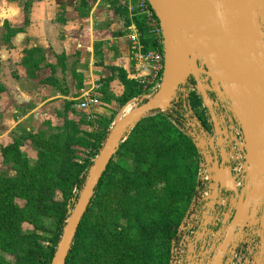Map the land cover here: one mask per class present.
<instances>
[{
  "label": "trees",
  "instance_id": "obj_1",
  "mask_svg": "<svg viewBox=\"0 0 264 264\" xmlns=\"http://www.w3.org/2000/svg\"><path fill=\"white\" fill-rule=\"evenodd\" d=\"M115 3L128 19V1ZM132 20L142 51L162 50L158 39L149 35L144 20L133 14ZM120 79L124 92L115 102L121 108L145 91L140 81L123 72ZM3 90L0 84V92ZM190 102L208 127L207 110L195 91ZM114 111L99 117V133L84 130L83 119L74 121L58 114L64 122L56 133L26 131L1 148L3 165H12L16 174L0 172V251L12 259H0V264L52 263L68 218V205L75 198L73 190L83 187ZM184 113L182 103H178L145 117L120 145L95 189L66 264L93 262L96 241L99 245L94 255L101 264H170L172 242L191 204L199 168L196 147L180 129ZM25 141H30L36 157L22 150ZM79 148L89 150L83 161L78 157ZM42 217L54 221L50 239L37 231L51 230L41 224ZM25 223L34 230L24 229Z\"/></svg>",
  "mask_w": 264,
  "mask_h": 264
},
{
  "label": "water",
  "instance_id": "obj_2",
  "mask_svg": "<svg viewBox=\"0 0 264 264\" xmlns=\"http://www.w3.org/2000/svg\"><path fill=\"white\" fill-rule=\"evenodd\" d=\"M148 2L162 29L165 64L160 87L154 95L140 99L141 104L116 119L110 128L68 212L51 264H66L95 189L120 145L143 118L170 109L178 89L189 78L213 119L216 135L220 130L210 94L228 103L246 151L245 188L232 219L226 222V235L212 264L223 263L238 230L258 224L262 247L256 264H264V0ZM214 169L216 184L224 185L225 170L217 165Z\"/></svg>",
  "mask_w": 264,
  "mask_h": 264
},
{
  "label": "crops",
  "instance_id": "obj_3",
  "mask_svg": "<svg viewBox=\"0 0 264 264\" xmlns=\"http://www.w3.org/2000/svg\"><path fill=\"white\" fill-rule=\"evenodd\" d=\"M119 9L115 0H0V172L11 168L1 148L18 130L58 114L108 117V95L124 92L121 73L149 74L131 40L139 35L132 12L127 19ZM86 94L97 105L81 110Z\"/></svg>",
  "mask_w": 264,
  "mask_h": 264
},
{
  "label": "built area",
  "instance_id": "obj_4",
  "mask_svg": "<svg viewBox=\"0 0 264 264\" xmlns=\"http://www.w3.org/2000/svg\"><path fill=\"white\" fill-rule=\"evenodd\" d=\"M127 1L132 14L140 16L144 20L149 35L157 38L162 46V50L142 51L140 54L143 62L150 68L149 74L144 75L139 80L145 91L141 97L136 98L140 100L154 95L162 81L165 64L162 29L148 0ZM131 40L135 46L142 49L138 34L133 36ZM193 81L189 78L181 85L173 102V105L182 103L185 109L180 129L191 138L196 147L199 168L191 204L179 226L177 238L172 242L170 264H212L217 252L216 249L226 233V222L232 219L236 202L246 184L244 138L228 103L218 101L214 94L210 95L215 104L218 129L225 134L227 145L226 158L221 163L217 136L203 124L191 106V92L195 91L199 95ZM96 105V98L86 94L84 101L80 102L77 107L81 110H88L96 107ZM203 107L205 108L204 104ZM207 115L209 116L208 123L211 125L213 119L208 111ZM87 118L93 119L95 117L90 114ZM226 162L228 163L227 166H225ZM215 165L225 170L224 185H217L215 182L217 178ZM79 192L80 189L74 188L73 203L76 201ZM213 193L216 195L214 199H211ZM227 216H229L228 219ZM260 228V224L241 228L231 257L222 264H256L262 247Z\"/></svg>",
  "mask_w": 264,
  "mask_h": 264
},
{
  "label": "rangeland",
  "instance_id": "obj_5",
  "mask_svg": "<svg viewBox=\"0 0 264 264\" xmlns=\"http://www.w3.org/2000/svg\"><path fill=\"white\" fill-rule=\"evenodd\" d=\"M149 95H151V92H149ZM108 96H109V99H108L109 101L106 102V103L109 104V105H111L113 107L112 111L115 110L114 111L115 112V116H114V120H113V122L111 124V127H112V125L114 124V122L116 121V119L118 118L119 115H125V112H126L127 108L128 109H135L136 106L140 103L139 99H136L135 98V99L131 100L130 102H128L125 106H123V107L120 108V107H118V104L114 101L116 99V97L115 96H112V95H108ZM161 112H163V111H161ZM152 115H149V116H152ZM149 116H147V117H149ZM63 119L64 118L63 117H60L59 115H57L56 117L52 116L51 119L48 120V123L41 122L39 124H36V125L33 126V128L31 130L34 131V132H37L38 130H44L48 134L56 133L57 127L60 126V125H63V122H64ZM80 119H83L81 121H84V123H82V128L84 130H86L88 132H91V133H99V131L101 129L99 118L88 119L85 116H81L80 118H78V120H80ZM25 133H26V131L20 129L17 132V136L18 137L23 136ZM22 150L26 154L30 155V157H33V158L36 157V153L37 152H36V150L33 149L30 141H25L24 142L23 147H22ZM88 153H89V150H87L85 148H79V153H78L79 154L78 155L79 160L83 161L86 158H88ZM94 160H95V158L92 159V163H93ZM7 166H10L11 167L10 169L9 168L8 169L10 171H12V173L8 174V169L7 170H4V172H6V174L9 175V176H15L16 172L12 168V165H7ZM18 203H20L22 206L25 204L24 202H20V201H18ZM73 204L74 203H73V200H72L71 203L68 205V209H71L73 207ZM41 224L45 225L46 227H48L51 230H48L46 232H41L40 230H37L38 233H41V235H43L44 237H46V239H50L52 237V231H53V229L55 227L54 221L52 219L47 218V217H42L41 218ZM24 229L31 231V230H34V227L32 225H29V224L25 223L24 224ZM97 245H99V242L98 241H96L95 244H93V246H92L91 257H92L93 262H88V264H101V262H99V260L97 259V256L94 255L97 252V247H98ZM131 250H132V248L127 249V251L129 253H131ZM131 254H133V253H131ZM80 257H84V253ZM0 259H8L10 261L12 260L8 255H4L1 251H0ZM87 261H82L81 264H87Z\"/></svg>",
  "mask_w": 264,
  "mask_h": 264
},
{
  "label": "flooded vegetation",
  "instance_id": "obj_6",
  "mask_svg": "<svg viewBox=\"0 0 264 264\" xmlns=\"http://www.w3.org/2000/svg\"><path fill=\"white\" fill-rule=\"evenodd\" d=\"M210 95H213V94H210ZM208 128L210 130H212V132H214L215 136H217V143L220 140V145H219L218 148H219V159H220V162L222 163L223 161H225L226 154H227V145H226V140H225V134H223V132L221 131L220 135H216L215 127H214V123L213 122H212L211 125L208 123ZM227 165H228V163L226 162L225 166H227ZM220 168H222V167H220ZM225 235H226V233H225ZM225 235H224V237H225ZM238 235H240V230H238L236 232V236L237 237H238ZM237 237L233 240L232 244L229 246L227 254L225 255V257L223 259V263L226 262L231 257L232 251H233V247L235 245ZM223 240H224V238H223Z\"/></svg>",
  "mask_w": 264,
  "mask_h": 264
},
{
  "label": "bare ground",
  "instance_id": "obj_7",
  "mask_svg": "<svg viewBox=\"0 0 264 264\" xmlns=\"http://www.w3.org/2000/svg\"><path fill=\"white\" fill-rule=\"evenodd\" d=\"M129 106H130V105H129ZM131 110H133V109H128V108H127L125 114L127 115L128 113L131 112ZM123 117H124V115H119L118 118H117V121L120 120V119L123 118Z\"/></svg>",
  "mask_w": 264,
  "mask_h": 264
}]
</instances>
